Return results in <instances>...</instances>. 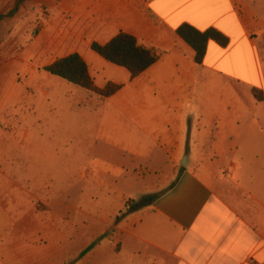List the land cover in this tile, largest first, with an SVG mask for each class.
<instances>
[{
    "label": "crops",
    "instance_id": "crops-1",
    "mask_svg": "<svg viewBox=\"0 0 264 264\" xmlns=\"http://www.w3.org/2000/svg\"><path fill=\"white\" fill-rule=\"evenodd\" d=\"M37 1L53 6L36 66L77 53L95 89L117 88L20 91L0 55V264H264V0ZM182 24L228 43L197 64ZM119 33L158 54L134 78L90 48ZM64 89L83 104L65 110ZM144 173L157 197L119 220Z\"/></svg>",
    "mask_w": 264,
    "mask_h": 264
},
{
    "label": "trees",
    "instance_id": "trees-1",
    "mask_svg": "<svg viewBox=\"0 0 264 264\" xmlns=\"http://www.w3.org/2000/svg\"><path fill=\"white\" fill-rule=\"evenodd\" d=\"M22 1L24 0H16L12 9L6 15L0 16V20L14 16ZM176 34L193 49L195 52L194 60L197 64L202 63L208 41H215L220 46H225L228 43L227 37L215 28L199 31L188 24H182L176 29ZM90 48L106 61L127 69L132 78L145 71L158 58L154 49L138 44L135 37L125 33L117 34L103 45L92 43ZM43 69L52 76L64 79L86 90L98 92L102 96H109L117 88L108 84L103 90L95 89L88 67L77 53L56 59ZM156 197L157 195L144 197L140 205L150 204ZM99 239L97 238L84 252L90 250Z\"/></svg>",
    "mask_w": 264,
    "mask_h": 264
},
{
    "label": "rangeland",
    "instance_id": "rangeland-1",
    "mask_svg": "<svg viewBox=\"0 0 264 264\" xmlns=\"http://www.w3.org/2000/svg\"><path fill=\"white\" fill-rule=\"evenodd\" d=\"M51 6L53 5L49 3H41L39 1L35 2V0L28 3V0H24L18 5L14 19L13 17H6L0 20V47L4 46L8 50H14V54L12 55L11 52L7 53V51H0V55L3 57L7 55L9 57H12L13 55L16 56L17 61L14 67L8 71V75L10 79H17V83L20 86L18 89L20 91L25 90L30 93L29 81L32 79H45V77H51V75L43 69L44 67L36 66V62L39 60L40 56L38 55V57H35V55L40 52L39 41L37 42L35 39L39 37V34L41 33L44 20L47 18L46 16H49V8ZM26 46H28L26 48L27 51L32 52L30 60L23 59V50ZM39 86V83L32 84L31 91L39 88ZM64 91L67 96V98L64 97L63 108L65 110L69 107H77L79 100V103L81 105L83 104L81 101L82 94H75L67 89H64ZM31 94L30 95L34 98L35 94ZM22 107L24 106L21 105L20 108ZM164 166L165 165H160L162 170L164 169ZM61 168L68 170L71 168V163L64 160L63 163L59 164V169ZM180 168H182V166ZM157 175L161 174H152V176H150L148 173H144L142 177L137 179V186L135 189L129 191L125 190L127 193L124 198L127 201L125 202L123 210L117 215L119 220L134 219L137 216L138 211L141 209L140 203L142 202V199L146 197L141 195L146 194L147 192L154 193L158 190L154 187V183L152 184V187H148V182H150L148 178L152 179V177H156Z\"/></svg>",
    "mask_w": 264,
    "mask_h": 264
},
{
    "label": "water",
    "instance_id": "water-1",
    "mask_svg": "<svg viewBox=\"0 0 264 264\" xmlns=\"http://www.w3.org/2000/svg\"><path fill=\"white\" fill-rule=\"evenodd\" d=\"M182 165H185V163H182Z\"/></svg>",
    "mask_w": 264,
    "mask_h": 264
}]
</instances>
